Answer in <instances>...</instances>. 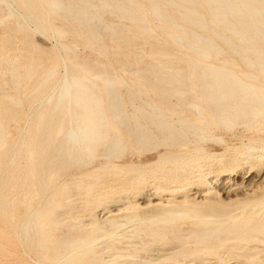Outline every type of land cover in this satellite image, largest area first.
<instances>
[{
  "label": "bare ground",
  "instance_id": "6f19581e",
  "mask_svg": "<svg viewBox=\"0 0 264 264\" xmlns=\"http://www.w3.org/2000/svg\"><path fill=\"white\" fill-rule=\"evenodd\" d=\"M6 1L23 21L14 23L22 35L30 32V23L32 31L52 36V14L68 22L57 32L59 47L51 46L57 50L46 54V61L25 48L18 69L0 52V72L8 70L15 91L26 81L22 96L29 104L22 125L9 130L17 121L12 97H0V178L5 174L0 213L11 229L0 233L5 241H0L1 251L10 254L8 249L19 246L22 264H125L133 258L135 264H227L219 261L235 255L252 264L260 261L254 255L264 249L246 241L264 243V186L239 209L230 202L264 184V139L261 145H242V162L229 166L227 158L226 166L225 159L215 157L220 168L214 175L203 173L202 167L213 160L215 145L226 143L221 130L246 129L264 119V88L251 82L264 80V0ZM107 10L130 20L135 33L149 40L150 55L166 59L158 60L160 65L177 69L186 63L188 71H162L149 62L147 70L132 72L133 62L120 55L136 41L117 26L103 24ZM149 20L157 22L167 42L191 52L177 57L156 46ZM8 22L3 15V26ZM84 24L88 29L81 28ZM91 25L104 26L116 63L136 80L114 76L109 64L103 67L77 55L68 69L63 53L75 48L60 37L68 33L93 40ZM217 53L224 56L206 60ZM133 56L143 62L141 52ZM237 62L248 68L239 75L230 67ZM59 67L63 73L49 86ZM36 68L41 70L34 75ZM13 131L16 150L1 163ZM91 154L100 161L70 177L69 169L76 162L83 165ZM244 170L247 181L234 182ZM101 172L105 175L99 176ZM18 181L20 197L17 193L14 205L7 190ZM104 188L109 190L102 192ZM232 191L241 192L231 198ZM104 206L107 210L102 208L105 213L98 218L96 209ZM205 255L219 261L209 262Z\"/></svg>",
  "mask_w": 264,
  "mask_h": 264
},
{
  "label": "rangeland",
  "instance_id": "374dc122",
  "mask_svg": "<svg viewBox=\"0 0 264 264\" xmlns=\"http://www.w3.org/2000/svg\"><path fill=\"white\" fill-rule=\"evenodd\" d=\"M2 7L3 8H0V52H2V53L7 55V59H8V61L10 63L11 62H15V64H16L15 66L18 67V69H20V67L17 65V60L25 53L26 49L28 51H32L33 54H35V52H36L38 55H40V57L43 59V61L47 60L46 59V54L49 53L50 55L51 54L53 55V53L56 52L57 49L53 48V47L54 46L59 47V43L56 40L57 32L60 31V30H64L63 24L68 22V19L62 18V17H60L57 14H52L51 15V17H50V26H51V28L53 30H55L54 34L52 36L49 35V34L47 35V34L41 32L39 30L38 31L37 30L32 31L33 24H30V23L29 24L27 23V25H26L30 32L26 33L25 35H22L20 31H16L17 27L14 24L15 21H17V20H18L19 23H23L22 19L17 18L15 9L6 0L3 1ZM3 15H7L8 16V21L9 22L7 24H9L10 26L9 25L7 26V24H5V26H6L5 27L1 23ZM52 20H53V23H52ZM102 22H103V24L117 26L118 30L120 32L124 33L125 36H127V37H129L131 39H134L136 41V44H134V45H130V46L125 45L124 48H123V53L120 55V57L126 63H128L129 61L133 62L135 67H133L131 69L132 72L133 71L135 72V71L147 70L149 62L159 65V68L162 71H166V70L168 71L169 70L170 72H173V73L177 72V71H181L182 74H185L188 71V66L186 65V63H179V65L177 66V69H173V68L168 67L167 66L168 64H166V67L160 65L158 63V60H163L164 58L163 59L160 58V57L154 58L152 55H150V53H149V42H148L149 40L146 39L145 37L138 36L135 33V28L131 24L130 20L128 18H125L121 13H119V12H117L115 10L114 11L107 10V11H105L103 13ZM148 24H149V27L151 28L152 35L156 38V42L154 44L156 46H158L159 48H162L163 50L169 51V53L172 52L173 56H177V57L180 56L185 51L186 52H191V50L188 49L185 46L176 47L175 45H172L169 42H167L165 40V38L159 34L158 27H156L157 22L155 20H149ZM72 25L74 26V23H72ZM11 27H13V28H11ZM81 28L88 29V26L84 24V25L81 26ZM90 28H91V31H93V33L95 35V39H93V40H88L85 36L78 37L76 35H74V36L70 35V37H69L68 33L63 34V36L60 37V39H62L63 41L68 42L71 45V49L75 48L74 51H70L68 53H63V59H64V61H66L65 65L68 67V69H69V67L75 65V62L72 59V57L74 55H77V56H79L81 58L82 57L83 58L84 57L85 58H87V57L93 58L94 60H96L99 63V65H102L103 67H105L106 65L109 64L111 66V70H112V73L114 74V76H120V77H124V78H127V79L136 80L137 77H135L134 74H131L128 69L124 68L125 67L124 65L116 63V60H115V58L112 55V49H111L112 42H111V40H110V38L108 36L107 31L104 29V26L100 25L99 27H93L91 25ZM27 34H29L30 37ZM194 34L195 33L192 32L190 35L194 36ZM22 36H24V37H22ZM22 39H25V40H22ZM22 42H23V44H22ZM77 42H78L79 45L77 44ZM28 46H30V47H28ZM51 46H53V47H51ZM76 46H78L77 47L78 49L76 48ZM91 50L97 51V54H94ZM135 51H138V52L142 53L143 62H140L139 60H137L133 56V52H135ZM172 53H170V54L172 55ZM190 55L192 57H194V55L192 53H190ZM223 56L224 55L222 53H217L214 56H212V55L207 56L206 60L207 61H211V60H214L216 58L223 57ZM164 60L166 61V59H164ZM230 67L233 68L235 73L238 74V75L240 74L241 70H247L248 69L246 66H244L243 64L238 63V62L236 64H230ZM62 68L63 67H59L57 69V73L54 76L51 77V81L49 82V86H51L53 81L55 79H57V77L60 76L61 73H63L64 68L63 69ZM122 68H123V70H121ZM40 70H41V68L34 69V75L36 73H38ZM103 70H106V69H103ZM20 71L21 70H19V72ZM156 73H158V72H156ZM152 74H153V72H150V75H152ZM94 76H95V74H94ZM63 77L64 76H61L62 80H64ZM151 77H153V76H151ZM169 78H172V77L170 76ZM138 81H140V80H138ZM251 82L256 87L264 88V80L259 78V77H257L255 80H251ZM25 83H26V81H20V88H19L18 91H15L14 90L15 83H13V81L11 79V75L8 72V70L2 69L1 72H0V97L1 96H9V97L11 96L12 97V100H11L12 109L15 112V115H16L15 119L17 118V121H12L10 123L9 130L10 129L13 130L12 128L17 126V124L21 126L22 123H23V118H24L23 116H24L25 112L26 111L28 112V110H29V104L25 100V98L22 96L23 90L25 89L24 88L25 87ZM97 84L101 85L100 83H97ZM143 84H145V82H143ZM58 89H59V87L57 88V90ZM27 108H28V110H27ZM258 120H259L258 123L263 125V129H262V126H260L258 123L257 124L251 123L250 126H248L246 129L244 127H239L236 130L231 131V132H229L228 130H226V131L225 130H221L222 135L227 139V141H226L227 144L226 143H224V144L217 143L215 145V156L213 157V160H211L210 162L205 163V165L202 167V172L203 173H208V174H213V175L215 174V172L218 170V169L216 170L215 168H217V167L220 168V165H217L218 163L215 160V157L216 158H220L221 157L222 159H225L224 163H226V161H227L226 159L228 158L229 160H228L227 163H229V166L232 165L233 163H235V161L242 162L244 158H243V156L240 155V153H241L240 151L241 150L243 151L244 148L242 147V145L246 144V141H247V143L249 142L252 145H261L262 144V140L264 139V122H263L264 119L261 118V119H258ZM254 125H256V126H254ZM249 127H252V128L249 129ZM258 128L260 129V131H259ZM240 129H241V131H240ZM252 129L254 130V132H253ZM248 130L251 131V132H249ZM258 131L261 132V133H258ZM13 132L14 133L11 135V139L6 144L4 149L2 150L1 163H4L5 160L9 158V154L13 153V150H16L15 148L12 149V142H13L17 132L16 131H13ZM238 133H239V135H238ZM228 138H229V140H228ZM219 144H221L222 147ZM223 149H224V151L222 152ZM228 150H231V151H228ZM217 154H218V157H217ZM227 155H229L231 157H229V156L227 157ZM238 156H239V158L240 157H242V158L239 159ZM92 157H94V158H92ZM88 159L81 166H79L80 162H76V166H73V168L69 169L70 171H69L68 175L71 177V176H75V175H78L80 173H83L84 171L89 169L91 164L95 165V162L97 163V162L100 161L99 156H94V155L92 156V154L89 156ZM227 163L225 164L226 166H228ZM105 168H109L110 169V167L108 165L105 166ZM211 171H212V173H211ZM103 173L104 172H101L99 176L105 175ZM243 175H244V177H243ZM4 177H5V174H3V176L0 178V181H2L4 179ZM245 177H246V175H245V170H244V171H242V173H240L239 176H234L233 177V179H234L233 181L237 182V183H240V182L241 183H245L247 181V179H248L247 177L246 178ZM83 180L87 181L86 178H83ZM211 180H212V186L216 187L217 183H219V181H217L215 179V177H214V179L211 178ZM231 182H232V180H231ZM19 183L20 182L18 181V182L15 183L17 185L14 184V186L11 185L9 189L6 188V189H8L7 190L8 199L11 200V204H14V205L18 204V200H19V197H20L19 191L21 189V186H20ZM18 184H19V187H17ZM148 184L149 185L146 188V189H148L147 191H149L150 190L149 188L151 187L150 183H148ZM263 186H264V184L262 185V187L259 188L258 191H256V192H248L245 195L243 194L244 196L242 194H239L241 191H239V192H236L237 190L236 191H232L230 193L231 198H234L233 194H235V192L239 194V195L237 194L238 195L237 198L235 197V199H233V201L230 202L232 204V206L230 205L232 207V209H239L240 207H243L244 205L249 204L253 199H255V196H257L258 192H260V190L261 191L263 190ZM16 187H17V189H16ZM108 190H109V188H104L102 192H106ZM102 192H101V194H102ZM17 193H18L19 197H18ZM250 193H252V194H250ZM240 195L243 196V197H241ZM250 195H253V196H250ZM92 197H93V195H92ZM101 197L102 196H100L99 198H101ZM239 197L242 198V199H240ZM237 199L239 201H237ZM92 200H90V201L93 203V202H96L97 199L95 198L94 201H92ZM237 205L238 206L240 205V207H237ZM234 206H235V208H233ZM104 208H105V206L104 207H99V208L96 209V213L95 214H96V216L98 218H100V216L102 217L103 216L102 214L105 213L104 211L107 210V208H105V209ZM101 209L104 210V211H102ZM98 212H100V213H98ZM1 216H2V214L0 213V219H1L0 220V226L2 225L1 228L4 229V230H2L0 228V233L4 234V235H7L6 233H11V229H10V227L7 226L8 224L3 220V217L1 218ZM7 230H9V232H7ZM3 231L4 232L6 231V232L4 233ZM249 240L246 241L247 245L256 244V246L258 245L257 246L258 248L264 249L263 241H258L257 240L259 243L258 242L256 243V241L253 242L252 240H250L251 242H249ZM0 241L1 242H5L3 239H0ZM242 242H243L242 244L244 245L245 241H242ZM121 243H123V242H121ZM13 246H14L13 249H8V253H10V254H6L3 251H1V249H0V256H3V257L0 258L1 259L0 264H12L11 262H13V264H14V261L16 262L15 264H17V261H18L19 264L23 263V260L20 258L21 257L20 255L22 253L21 252L22 249L19 246H17V245H13ZM14 248H17V249H14ZM12 251H13V253L17 252V257H16V253H14V255L12 254ZM139 253L143 254L144 256L146 255L145 253H141L140 251H139ZM261 253L263 254L264 252H261ZM261 253L254 255L256 258L260 259V261L255 262L256 264L258 262L261 263V264H264L263 263L264 262V260H263L264 254L261 255ZM11 254L13 255V257L11 256ZM4 255L7 256V257H5ZM205 256L208 258L209 262L214 263L215 261H219L218 257H214L212 255H205ZM228 257L229 258H223V259H225L224 260L225 262H223V260H221L219 262L227 263V264H243V263L244 264H249L250 263L249 261H248L249 263L247 262V259H244L243 257L237 256V255H235L236 258L235 257H231V256H228ZM238 257H239V259H238ZM252 257H250V258L252 259ZM2 258L4 260H2ZM6 258H8V260ZM16 258H18L19 260L21 259V260L20 261L18 259L15 260ZM29 258L27 260L28 262L32 259V257L30 256ZM245 260H246L247 263L245 262ZM21 261H22V263H21ZM127 263L128 264L129 263L130 264H135V258H133L129 262H126L125 264H127ZM116 264H122V263H116ZM250 264H252V262Z\"/></svg>",
  "mask_w": 264,
  "mask_h": 264
}]
</instances>
